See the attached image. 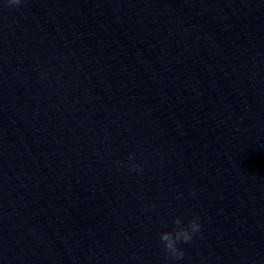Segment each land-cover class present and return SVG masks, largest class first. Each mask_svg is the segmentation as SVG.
<instances>
[{
    "label": "clouds",
    "instance_id": "clouds-1",
    "mask_svg": "<svg viewBox=\"0 0 264 264\" xmlns=\"http://www.w3.org/2000/svg\"><path fill=\"white\" fill-rule=\"evenodd\" d=\"M7 3L10 5H19L21 0H7ZM129 160L134 159L130 154L128 157ZM130 171L142 170L140 165L133 163L129 169ZM200 217L193 216L188 220V223L185 225L182 223V220L177 217L173 223L175 225L173 231H164L160 233V240L164 245L167 261L176 260L179 261L184 257V251L177 247V242L191 243L193 237L201 234V224ZM162 227H167V224L162 220Z\"/></svg>",
    "mask_w": 264,
    "mask_h": 264
}]
</instances>
